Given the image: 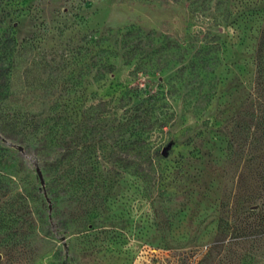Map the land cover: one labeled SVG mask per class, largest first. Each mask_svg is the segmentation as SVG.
<instances>
[{
  "label": "rangeland",
  "instance_id": "1",
  "mask_svg": "<svg viewBox=\"0 0 264 264\" xmlns=\"http://www.w3.org/2000/svg\"><path fill=\"white\" fill-rule=\"evenodd\" d=\"M0 9L31 42L0 105L24 136L0 129V264H264V0Z\"/></svg>",
  "mask_w": 264,
  "mask_h": 264
},
{
  "label": "trees",
  "instance_id": "2",
  "mask_svg": "<svg viewBox=\"0 0 264 264\" xmlns=\"http://www.w3.org/2000/svg\"><path fill=\"white\" fill-rule=\"evenodd\" d=\"M1 20L2 18L0 17V22ZM30 46L31 42L27 39H22L21 43H18L11 27L6 26L0 29V105L12 95V76L16 70V65L20 63L23 52ZM102 66H105V63ZM255 67L256 72L253 97L250 103V115L254 122L255 131H258L259 129L264 130V21L255 51ZM100 72L97 68V73ZM0 122L1 131L3 133L7 132L6 135L8 137L16 139L23 134V125H21V121L18 120L16 115H10L0 110ZM218 226L222 231L227 226V222L225 223L221 219L218 222Z\"/></svg>",
  "mask_w": 264,
  "mask_h": 264
}]
</instances>
